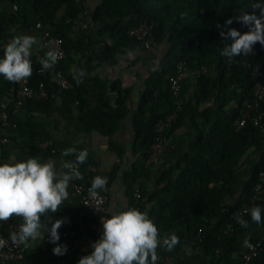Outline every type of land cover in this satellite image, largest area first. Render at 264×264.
<instances>
[{"label":"trees","instance_id":"16d2710c","mask_svg":"<svg viewBox=\"0 0 264 264\" xmlns=\"http://www.w3.org/2000/svg\"><path fill=\"white\" fill-rule=\"evenodd\" d=\"M80 1L0 0V58L3 57V48L8 39L17 35L36 38L37 44L31 49L33 58L35 51H43L38 24L53 37L63 40L66 56L82 52L86 45L94 44V40L92 42L88 36H82L79 41L73 36L74 28L82 15ZM94 1L97 5L91 20L101 25L100 36L110 39V42L98 40L102 60H114L118 55L136 48L145 50L140 41L128 35L130 30L144 22L154 23L153 34L158 47L163 45L168 48L160 69L147 80L138 108L132 115L135 148L140 158L122 179L131 199L128 209L135 207L146 212L159 229L161 239L170 234L178 236L179 243L172 250L158 247V256L177 260L183 249L190 246L201 231V240H196L195 246L190 247L200 253V257L208 264L243 262V256L249 250L236 258L237 248L253 231L264 226V223L258 225L253 222L248 214L242 218L248 226L242 227L237 222L236 215L243 206L250 203L259 182V174L264 172V129L251 124L237 129L236 121L245 102L253 100L251 70L258 63L264 64V46L256 43L253 53L249 55L226 57L222 55L223 48L230 46L233 40L231 37L222 38L220 31L236 29L242 34L248 31L246 26L235 19L225 28V21L242 14L241 11L255 12L259 17L260 9L254 10L251 4L259 2L264 5V0ZM179 62H185L190 69H206L205 73L193 77L197 83V91L193 97H186L187 83L186 80L182 82L184 104L177 123L170 132L172 135L190 123L194 141L176 164L157 177L158 188L152 193H146L141 182L148 177V170L151 168L146 167V161L157 137L156 124L174 111L169 79L176 74ZM95 68L93 58H88L83 76L80 73L64 72L73 85L69 90L58 87L52 74L31 76L30 86L37 90L43 83L48 97L29 100L23 108L25 114L12 118L16 127L9 132L10 144L19 137H27L33 144L36 143L44 133L38 127L34 113H48L53 109L69 118L76 115L80 129L86 133L98 131L105 136H112L119 129L120 121L131 113L129 91L123 92L119 83L112 84L111 90L118 91L119 96L111 104L109 87L94 78ZM12 84L0 76V101L6 97ZM94 97L97 100L96 107L91 102ZM262 109L264 111V106ZM10 144L0 145L3 163L7 162ZM66 149L69 147L54 145L48 147L47 152L57 157ZM250 151H253L256 160L250 167L248 176L244 177L238 168ZM63 157L65 163L75 161V154ZM90 166L88 158L85 163L78 165L83 184H91L95 177ZM118 171L117 167L112 179ZM235 187L240 188L238 197L232 204H225L226 191ZM137 189L142 194L140 205L135 199ZM103 190L105 192L104 188ZM67 191L71 197L73 194L69 187ZM68 199L63 202L64 205H72ZM256 206L262 209L264 219V200ZM75 212L83 216V222L77 224L65 221L58 230V243L67 245V249L73 246L75 239L67 235V232L78 233L85 222L88 225L96 219V215L81 205L75 207ZM11 220L17 224L23 223L20 217L13 216ZM229 226L231 230L228 232ZM48 227H51V221H48ZM84 232L91 233L87 228ZM55 246L56 244L49 242L47 233L44 248L37 252L26 249L24 259L11 264H77L76 257L91 254L72 248L64 255L57 256L52 252ZM260 247L262 250L258 256L248 264H264V238Z\"/></svg>","mask_w":264,"mask_h":264},{"label":"crops","instance_id":"0c3cea01","mask_svg":"<svg viewBox=\"0 0 264 264\" xmlns=\"http://www.w3.org/2000/svg\"><path fill=\"white\" fill-rule=\"evenodd\" d=\"M96 1L81 0L80 8L82 15L80 21L74 28V39L80 40L82 36H88L94 44L86 45L82 52H73L70 56L62 62H57L55 65L47 70H43L40 64L41 59H46L44 51H35V63L33 65L34 75L52 74L56 76L57 73L79 74L83 71L88 58H93L95 68L94 78L105 83L109 87V102L114 104L119 94L118 91H112L111 86L114 83H119L123 92L129 91V108L131 113L120 121L119 129L110 137L103 135L98 131L86 133L80 129L77 121V116L69 118L62 114L57 109H53L48 113H34L38 127L43 131L42 138L37 139L36 143L29 141L27 137L16 138L10 144L6 159L7 161L15 157L17 160L27 159L28 157H36L40 162L53 161L56 165L58 173L67 172L68 168H63L65 158L63 155L55 156L47 152L48 147L54 145L75 148L77 152L80 150L88 151V159L91 161L90 171L93 176H102L107 178V184L104 189L108 196L107 215L116 214L121 211H126L131 204V199L128 197L123 185V175L133 169V166L138 162L140 155L135 148V130L132 123V115L138 108V101L142 96L147 84V80L153 73L157 72L166 56L168 48L160 45L153 51H147L136 48L133 51H126L124 54L118 55L114 60H102L100 58V42H110L108 37L100 36L101 25L95 24L91 20V15L96 9ZM37 33V32H36ZM34 32V34H36ZM83 38V37H82ZM12 40L11 38L8 41ZM7 41V42H8ZM86 41V40H85ZM84 41V42H85ZM87 42V41H86ZM91 42V43H92ZM89 44V41L87 42ZM187 92L186 97H193L197 91V83L193 77L186 80ZM95 95V94H94ZM94 107L97 106L96 98L91 99ZM59 108V106H57ZM25 111L21 112L24 115ZM194 141V131L192 125L189 123L186 127L175 131L170 137L169 148L163 154L159 164L152 166L148 170V177L142 179V183L146 193H152L157 187V177L165 170H168L176 162H178L187 151L189 145ZM256 156L253 151H250L244 159L240 162L238 171L244 177L249 174L250 167L254 164ZM2 153H0V164L3 163ZM119 168L117 175L112 179V175L116 168ZM239 187H235L226 191L224 200L225 204H232L239 194ZM69 202L72 205L60 206V210L56 213H48L41 217L42 223L47 221L53 222L56 219H62L68 222L81 224L84 220L82 215L76 214L77 201L73 197H69ZM90 224V223H89ZM89 224H84V227L78 231L73 232L74 235H69L75 238L73 246L68 247L67 251L72 248L82 252H92L91 244L96 241L94 235L89 232H84L85 228L89 229ZM90 230V229H89ZM67 232V234H68ZM42 241H30L24 245L29 252H37L44 248L45 238ZM264 238V226L253 231L250 236L241 244L236 250L235 257L239 256L252 247L261 245ZM80 257H76L78 262ZM55 264V263H48ZM174 264H208L200 253L188 246L183 249L180 257L175 260ZM239 264H243L240 262Z\"/></svg>","mask_w":264,"mask_h":264},{"label":"clouds","instance_id":"9594fccd","mask_svg":"<svg viewBox=\"0 0 264 264\" xmlns=\"http://www.w3.org/2000/svg\"><path fill=\"white\" fill-rule=\"evenodd\" d=\"M251 6L254 10L260 9L259 17L255 12L241 11L242 14L225 21V28L235 19L246 26L248 31L242 34L236 29H228L227 32L221 30L222 38L231 37L233 40L230 46L223 48L222 55L229 58L249 55L253 53L256 43L264 46V5L253 2ZM34 44H37V40L30 35H17L8 41L3 48V57L0 58V76L13 83L30 78L33 74L30 57ZM46 57L40 61L43 70L52 68L58 58L52 50L46 53ZM79 75L83 76L84 72L81 71ZM71 154H75V161L62 165L70 169V172L64 173H58L53 161L42 163L36 157L21 160L12 157L0 164V222H7L13 216L23 220L19 231L9 235L13 245L42 241L45 233H48L49 242L56 244L52 249L53 255L61 256L67 252V245L58 243V230L65 221L56 219L49 228V216L43 223L41 217L60 210L61 204L69 197V182L80 177L78 165L86 162L88 151L77 152L75 148H69L62 153L64 156ZM106 184V177L96 176L90 191L95 195ZM249 214L256 224L264 223L259 206L252 207ZM237 222L242 227L248 226L239 216ZM101 224L102 236L91 244V254L81 256L77 264H156L158 247L163 246L170 251L179 243L175 234L161 239L159 229L148 214L135 207L101 218ZM4 246L5 241L0 239V248Z\"/></svg>","mask_w":264,"mask_h":264},{"label":"built area","instance_id":"2783aa9c","mask_svg":"<svg viewBox=\"0 0 264 264\" xmlns=\"http://www.w3.org/2000/svg\"><path fill=\"white\" fill-rule=\"evenodd\" d=\"M37 29L41 32V49L47 53L52 50L57 53V62H62L66 58V50L64 49L63 40L59 37H53L49 31L43 30L40 24ZM154 23L144 22L140 26L130 30L128 35L137 39L144 46L145 50L153 51L158 47V42L153 34ZM32 66L35 59L30 57ZM206 69L199 70L190 69L185 62H179L176 66V74L170 77V90L174 100V111L164 119L160 120L155 127L156 140L150 148L151 154L146 161V167H152L159 164L163 154L169 148L170 132L177 123L179 113L182 111L184 100L182 99V82L190 77H196L205 73ZM251 79L253 82V100L245 102L240 113V117L236 121L237 129L244 128L247 124L254 127L264 129V64L258 63L252 66ZM13 83V82H12ZM55 84L63 89L69 90L73 85L64 73H57L55 76ZM48 97V91L43 83L38 89L30 86V79L21 80L12 84L6 97L0 101V145L10 144L9 132L16 127L12 122V118L19 116L23 111L26 103L37 98L40 100ZM70 172V169H68ZM69 188L73 197L79 205L96 215V219L89 224V229L95 238H100L103 233L101 218H107L108 196L103 189L96 191V194L90 191L91 184H83L81 174L79 178H75L69 182ZM135 199L139 205L142 201V194L139 189L135 192ZM264 200V172L259 174V182L255 188V193L249 204L243 206L242 210L237 212V216L241 219L249 214V210ZM20 224L14 223L11 219L7 222H0V239L5 241V246L0 248V264H11L21 261L25 257L26 247L24 245H13L9 239L12 232L19 231ZM228 227V232L230 231ZM67 235H74L68 232ZM196 240H201V231ZM195 240V241H196ZM195 241L190 246H195ZM262 250L260 245L252 247L243 256V264H248L258 256ZM175 260L171 257L158 256L156 264H174Z\"/></svg>","mask_w":264,"mask_h":264}]
</instances>
